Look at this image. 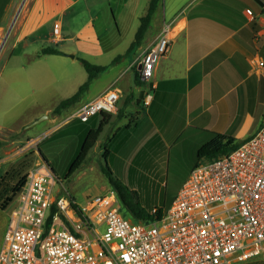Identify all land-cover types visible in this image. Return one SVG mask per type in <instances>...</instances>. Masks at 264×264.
Masks as SVG:
<instances>
[{
	"label": "crops",
	"instance_id": "crops-1",
	"mask_svg": "<svg viewBox=\"0 0 264 264\" xmlns=\"http://www.w3.org/2000/svg\"><path fill=\"white\" fill-rule=\"evenodd\" d=\"M150 1L0 0V81L15 61L3 84L0 106L18 101L15 86L10 84L17 77L30 80L32 85L26 88L33 94L41 91L37 82L43 76L65 84L71 76L66 66L73 59L92 56V61L103 57L113 61L124 55L129 47L119 52L120 28H138ZM256 1H159L133 59L129 55L123 65L112 66L104 73L109 74L104 84L91 89L95 79L78 102L86 97L81 106L109 89L120 90L116 113H100L84 123L93 129L107 120L103 135L118 120L106 147L110 157L131 155L132 141L138 153L181 155L198 153L215 133L235 135L242 141L258 131L264 121V67L260 69L252 61H264V11L261 5H254ZM247 9L253 11V19L246 14ZM115 25L119 37L105 46L98 29ZM165 27H169L171 39L169 52L159 60L149 81L139 74V81L138 77L134 80L133 64L157 42ZM47 47L63 54L38 56ZM144 101L149 104L144 105ZM35 102L33 106H38V99ZM138 111L141 115L135 126L127 129ZM242 116L246 117L244 126L233 134L230 130ZM127 162L131 171V159ZM125 184L131 189V176ZM228 264H264V252L246 261L231 259Z\"/></svg>",
	"mask_w": 264,
	"mask_h": 264
},
{
	"label": "built area",
	"instance_id": "built-area-1",
	"mask_svg": "<svg viewBox=\"0 0 264 264\" xmlns=\"http://www.w3.org/2000/svg\"><path fill=\"white\" fill-rule=\"evenodd\" d=\"M246 14L253 19L251 9ZM170 45L165 27L133 64L142 80L153 77ZM252 65L261 69L264 61ZM120 94L109 89L65 121L114 114ZM56 185L48 164L30 170L8 217L0 264H228L264 252V121L234 151L195 166L170 208L150 211L153 219L126 218L113 189L78 202Z\"/></svg>",
	"mask_w": 264,
	"mask_h": 264
},
{
	"label": "rangeland",
	"instance_id": "rangeland-1",
	"mask_svg": "<svg viewBox=\"0 0 264 264\" xmlns=\"http://www.w3.org/2000/svg\"><path fill=\"white\" fill-rule=\"evenodd\" d=\"M254 5L257 8H260L261 5L262 11H264V0H257ZM120 29L122 43L119 52H123L129 47L135 36V30L137 31L138 28L130 26ZM98 30L101 32V40L105 46H110L115 37H119L117 25L99 27ZM38 46L40 45L34 47V50ZM131 55L133 59L134 55ZM84 58L99 65L112 62V59L108 57H103L98 61H92L94 60L92 56ZM127 62L129 61L126 60V65ZM14 63L15 61L12 60L0 81V96L3 84L8 79L10 66ZM69 63L70 65L66 66V69L71 71V76L65 84L54 83L48 79V76H43L37 82L41 91L33 94L26 88L32 85L30 80L21 77L15 78L10 84L15 86L18 101L0 106V246L9 214L18 206L17 196L20 183L24 177H27L30 170L41 161L48 164L57 177V185L54 190L60 189L62 196L67 198L72 196L78 202H84L89 197L106 194L111 190L112 187L101 170V167L108 163L115 176L123 184L127 177L131 176V190L135 192L137 200L150 211L154 207L160 211L168 210L183 183L199 162L197 152H187L181 155H170L168 152L166 154L163 152L151 155L140 150L138 153L137 148L132 146L133 141L131 142V155L125 154L118 158L107 157L105 149L109 145L111 131L114 130L117 120L109 131L110 133L106 132L101 135L87 153L82 165L74 170L71 176H68L83 142V137H80L77 127L81 128V124L84 123L79 120L70 122L65 120L86 97L84 96L80 103L65 110L61 115L52 113L40 115V113L52 111L63 99L74 95L79 86L86 81L87 72L80 60L73 59ZM120 63L123 65V60L116 64ZM108 75L103 74L102 77L97 78L91 89L101 87ZM59 87L62 88L59 89ZM41 96L42 98L39 99ZM35 99H38V106H33L36 104ZM132 110L135 108L133 107ZM47 114L51 115V119H45L33 126L38 119ZM245 121L246 117L242 116L232 126L230 132L237 134L243 128ZM223 135L235 137V135ZM135 140L137 139L135 138ZM129 159H131V171L127 164ZM124 212L126 218L136 221L125 207H123Z\"/></svg>",
	"mask_w": 264,
	"mask_h": 264
},
{
	"label": "trees",
	"instance_id": "trees-1",
	"mask_svg": "<svg viewBox=\"0 0 264 264\" xmlns=\"http://www.w3.org/2000/svg\"><path fill=\"white\" fill-rule=\"evenodd\" d=\"M160 0H151L149 3L148 10L144 16L140 18V25L138 27V30L135 34L134 40L129 46L128 50L124 55L117 56L110 64L108 65H98L90 62L89 60L85 58H79L80 62L82 63L84 69L87 72V80L79 87L77 92L72 95L69 98L63 99L57 107L52 111L53 115H61L65 110L75 106L82 98V96L88 91L91 83L97 79L102 74L106 73L111 66L115 65L116 63L123 60L125 57L133 54L142 44L143 39L145 37V34L147 30L149 29L151 25L152 17L157 9L158 3ZM46 54H54V55H60L63 54L60 50L56 48H43L41 50V53L38 55H46ZM134 71H136V77H138V71L136 68H133ZM136 81H139V77L136 79ZM131 97L128 99L130 100ZM104 114V113H102ZM105 115V114H104ZM141 115V112L138 111L135 115L131 116V119L129 121V124L127 125V129L130 127L132 128L135 126L137 120L139 119V116ZM107 122V120L102 121L99 127L97 128H91L88 124H81V128L77 127L79 129L80 137H83V142L80 148V151L78 153V156L76 158L75 163L73 164L72 169L70 170L68 176H71L73 171L78 169L83 161L85 160V157L89 150L92 148L94 143L99 139V136L101 135V132L103 130L104 124ZM88 125V126H87ZM249 138V137H248ZM247 138V139H248ZM247 139H244L242 141L236 139L232 136L223 135L220 133H215L214 138L205 144L200 150L198 151V157L199 162L197 165L204 161H211L216 158H218L221 155L229 154L230 152L237 149L239 146H241L242 143H244ZM107 157L110 156V150L107 148L105 149ZM108 160V158H107ZM196 165V166H197ZM101 170L105 177L107 178L108 183L112 187L114 191L117 192L123 207H125L134 217L136 221L138 220H148L153 219V217L150 215V210L144 207L139 200H137V197L135 195V192L131 190L128 186L123 184L119 178L115 176L111 168L109 167L108 163H105ZM28 177V175H27ZM27 177H24L21 181V185L19 186L20 189H18L20 192L21 188L26 183ZM56 209L53 207L51 215L48 219V222L52 221L53 215L55 214Z\"/></svg>",
	"mask_w": 264,
	"mask_h": 264
},
{
	"label": "water",
	"instance_id": "water-1",
	"mask_svg": "<svg viewBox=\"0 0 264 264\" xmlns=\"http://www.w3.org/2000/svg\"><path fill=\"white\" fill-rule=\"evenodd\" d=\"M68 56L71 57V58H74V57H75V55H73V54H69ZM140 68H141V67L139 66L138 70H140ZM135 77H136V73L134 72V73H133V78H134V80H135ZM45 119H51V115H50V114H47V115L42 116L40 119H38V120L33 124V126L36 125V124H38V123H40V122H42V121L45 120Z\"/></svg>",
	"mask_w": 264,
	"mask_h": 264
}]
</instances>
